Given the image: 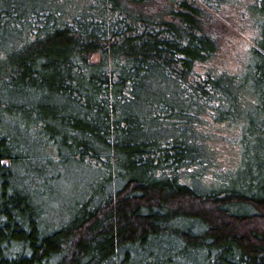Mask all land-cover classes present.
Segmentation results:
<instances>
[{
  "label": "trees",
  "instance_id": "16d2710c",
  "mask_svg": "<svg viewBox=\"0 0 264 264\" xmlns=\"http://www.w3.org/2000/svg\"><path fill=\"white\" fill-rule=\"evenodd\" d=\"M224 2L0 0V264H264V0L199 70Z\"/></svg>",
  "mask_w": 264,
  "mask_h": 264
},
{
  "label": "rangeland",
  "instance_id": "374dc122",
  "mask_svg": "<svg viewBox=\"0 0 264 264\" xmlns=\"http://www.w3.org/2000/svg\"><path fill=\"white\" fill-rule=\"evenodd\" d=\"M254 1L225 0L212 9L213 21L207 26L211 33L219 37V50L205 66H199V70H204L207 66L218 71L242 70L249 48L257 35L247 11V5ZM209 128L214 133L212 145L217 151L220 165L222 167L235 165L239 158L238 148L233 141L235 130L225 124H214Z\"/></svg>",
  "mask_w": 264,
  "mask_h": 264
}]
</instances>
